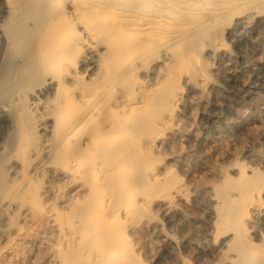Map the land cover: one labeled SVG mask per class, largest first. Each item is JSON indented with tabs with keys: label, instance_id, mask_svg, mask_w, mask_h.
I'll use <instances>...</instances> for the list:
<instances>
[{
	"label": "rangeland",
	"instance_id": "374dc122",
	"mask_svg": "<svg viewBox=\"0 0 264 264\" xmlns=\"http://www.w3.org/2000/svg\"><path fill=\"white\" fill-rule=\"evenodd\" d=\"M245 3L244 9L227 12L228 16L225 13L218 22L192 36L168 33L161 37V33L152 32L136 34L131 43H125L124 50L130 55L123 66L117 67L110 82L112 91L107 96L114 102L121 94L118 100L123 104L139 103L138 112L127 120L125 128L131 142L139 145L132 148L135 165L125 164L123 181L114 178L107 185L100 175L108 164L97 156L95 147H84L72 161L59 160L56 149H51L54 146L68 151L88 138L85 127L76 126L73 133L65 134V140L72 139V146L63 148L52 137L54 119L62 116L65 122L72 117L82 118L86 109L95 106V121L102 113L98 102L92 101L82 108L74 102L70 108L55 111V81L64 75V69L47 74L42 63L24 67L23 54L28 44L23 42L11 49L6 40L4 31L10 18H19L27 28L34 29L42 26L52 11L39 10L31 0H13L11 5L0 0V161L7 169L1 182L16 177L9 192L0 194V203L10 201L9 207L0 208V264H231L235 255L230 247L232 231L219 223L221 198L217 189L225 181L236 183L242 167L264 172V0ZM28 12L30 16L26 17ZM179 36L182 38L177 40ZM92 46L77 52L72 45L68 46L67 66L84 69L87 61L95 59V53L103 51L96 43ZM32 71L37 75L27 77ZM92 76L83 73L79 82L65 91L61 102L73 90H85L84 84ZM20 95L28 100L27 116L33 128L17 145L22 151L12 154ZM174 98L178 99L175 104ZM134 167H138L137 176ZM135 181L140 185L139 191L134 187ZM88 184L92 189L86 187ZM21 186H25L23 192L19 191ZM228 194H232L233 200L238 198L235 190ZM93 200L95 206L89 205ZM249 208L247 240L264 249V191ZM84 216L92 218L94 225ZM95 216L104 221L96 229L104 231L106 239L101 231L93 232L92 227H98ZM86 223L90 225L86 227ZM84 228L88 230L85 238ZM80 245L82 250L78 249ZM105 250L110 255L102 254ZM70 259H75V263Z\"/></svg>",
	"mask_w": 264,
	"mask_h": 264
},
{
	"label": "bare ground",
	"instance_id": "6f19581e",
	"mask_svg": "<svg viewBox=\"0 0 264 264\" xmlns=\"http://www.w3.org/2000/svg\"><path fill=\"white\" fill-rule=\"evenodd\" d=\"M31 1L33 3H35L36 5L38 4L37 8H39V10L47 8L50 12L52 11L51 13H53V14L51 17H49L45 20V22L42 26H39V28H34V29L27 28L26 25L24 23H22V20H20L19 18L18 19H15L13 17L10 18L9 22H8L9 24H7L8 26L5 28V31H4L5 36H6V40H7L8 44L10 45V48L12 49L13 47H19V45H21L23 42H26L28 44L26 49H25V53L23 54V61H24L23 65H24V67H26V66L32 67L33 65H35L37 63H42L44 65L43 70L47 74H51V72L53 70L56 72L57 71L61 72L60 70L64 69V71H65L64 75L56 77V81H55L56 82L55 91H56V97H57L55 99L57 102V104L54 108L55 111H60L61 108H63V109L70 108L74 102L76 104H79V106L82 108V105H83V107H85V105L89 104L92 101L95 102V100H96V102H98L99 106L102 109L101 115L95 121L93 120V118L95 117L94 115L96 114L95 112H93V111H95V109H93V108H95V106L88 108L89 110L86 109L84 111L85 116H82V118L72 117V118H69L67 121L64 122L62 120V116H57L54 119L53 135H52L53 139L58 140L57 144H62L61 146L63 148L71 147L72 144L70 142L72 139L71 140L70 139L65 140V137L67 136V135L65 136V134L73 133V130L76 128V126H78V127L82 126V128L85 127V129L84 128L83 129L87 131L88 138H83L82 140H80L78 142V144L73 146L68 151L57 150V148H53L54 146L51 149H53V150L56 149L55 155L59 160L69 159L72 161L75 157H77L78 155L81 154L84 147H95L96 148L95 153L97 154V156H100L102 158V160L105 159L104 162L108 164L107 165L108 169H105L103 172H101V175H100L101 176L100 178L104 182H106L107 185H108V183H111V181L114 178L115 179L118 178V180L123 181L124 177L126 176L125 164L126 163H127L126 165L129 164L130 167L133 164L135 165L134 160L136 159V157L134 156L132 148L135 147L136 145L137 146L139 145V142H133L134 140H132L133 143L131 142V140L129 139L130 133H128L125 129L126 125L128 124L127 120H129V118H131V116H134V114L138 112L139 106H137V104H139V103L137 101H135L132 103V105H125L122 103L121 100H118L119 97L121 98V94H119V96L117 95L116 99L114 98V102H112L109 99V97L107 96V92L111 88L110 82L114 79L113 77L116 75V72H117L116 70L118 69L117 67L123 66V64L125 63V59L128 57V55H130L127 53V51L124 50L125 43L126 42L131 43L132 40H134V37L136 34H144V33H152V32H156L158 35H160V33H161V37L168 36L167 35L168 33H173L174 35H178V34L182 33L184 35L186 34V36H192V35H194V33L199 32L202 29L205 30L207 27H209V25L211 26V24L213 25V23L218 22V19L221 16L225 15V13H227V12L229 13L231 11L233 13L234 12L236 13L237 9L243 8V6L245 7L247 4V3H245L246 0H31ZM12 2H13V0H7L8 5L9 4L11 5ZM253 4H255V3H253ZM253 4H250V6ZM247 6L249 7V4ZM60 7H63V10H61ZM248 7H247V9H248ZM240 10H238V11H240ZM228 13H227V16L229 15ZM25 16L26 17L30 16L29 12ZM227 16H225V17H227ZM222 21H223V18H222ZM205 36H203V37H205ZM181 38L179 36V38H176V39L178 40ZM176 39H174V41H176ZM139 40H140V38H139ZM210 40H211V38H210ZM193 42H194V40H193ZM93 43H96V45L102 46L103 51H99L98 54L95 53V55H96L95 59L91 60V61H87L84 65V69L76 70V68H71V67L67 66V63L69 62L70 58L69 59L66 58L65 50L68 48V46L72 45L75 48L74 52H77L80 50L84 51V50L92 49ZM172 43H174V42L172 41ZM191 43H192V40H191ZM169 44H167L166 46H168ZM217 45L219 46L218 43L216 44V47H218ZM192 46H194V45H192ZM192 48H195V47H192ZM223 48H225V47H223ZM223 48H222V50H223ZM199 53H198V55H199ZM72 56H74V55H72ZM84 58H86V57H84ZM163 58L166 59L165 57H163ZM192 58H194V57H192ZM130 64H131V62H130ZM131 65H133V64H131ZM163 68H165V67H163ZM78 69H79V67H78ZM93 71L95 72L94 74H93ZM126 72L127 71L122 73V75L125 76ZM83 73H88L90 75H93L91 78H88V82H86L84 84V86L86 87L85 90H83V89H79L77 91L73 90L72 92H70L71 93L70 95L66 94V97H64L63 101L61 102V98L65 94V91L72 89L74 86V83L79 82L80 77ZM35 75H37V73L35 71H32V72L28 73L27 77L31 76V78H34ZM141 75H143V74L141 73ZM206 76H207V74H206ZM18 77L20 78L21 75H19ZM157 78H158V76H157ZM199 79L200 78H198V80ZM114 81H116V80H114ZM0 82H1V80H0ZM191 82H193V80ZM25 85H27V84H25ZM181 85H183V84H181ZM44 89H42V90H44ZM14 91H17V89H15ZM111 91L112 90H110V92ZM132 92H135L134 88L132 89ZM119 93H121V92H119ZM177 95H179V94H177ZM181 96L179 95L180 98H181ZM163 98H165V97H163ZM18 100L19 101H18V106H17V112L19 115H18V117L15 118V125L17 127V134H16V136L14 135L15 139L12 142V146L10 147V148H12L11 149L12 154L15 152L19 153L20 151H22V150L17 148V145L23 141L24 137H26V135L28 133L32 132V128H33V126H32L33 123L31 121V119H29V117L27 116L28 109H29L28 100L23 95H20ZM177 101H178V99L174 98L172 103L175 104ZM47 106H48V103H47ZM125 108H128V110ZM140 112H142V110ZM144 115H145V112H144ZM21 116H25V118L22 119ZM67 116H68V114H67ZM166 119H167V117H166ZM141 121H143V120H141ZM41 122H43V121H41ZM60 125H64V126H60ZM41 126H42V123H41ZM127 127H128V125H127ZM169 128H171V127H169ZM173 128H175V127H173ZM132 130L134 131V129H132ZM129 132H132V131L130 130ZM134 133H135V131H134ZM44 136H45V134H44ZM77 136H79V135H77ZM75 138H76V136H75ZM27 143H26V145H27ZM150 144H152V143H150ZM23 145H24V147H27L24 143H23ZM24 147H22V148H24ZM41 148H43V147H41ZM47 153H48V151H47ZM5 156H6V154H5ZM48 157H49V155H48ZM41 158L42 157H40V159ZM259 158H261V157H259ZM84 159H86V158H84ZM87 160L88 159H86V161ZM87 163L90 164L89 162H87ZM44 164H46V163H44ZM69 167H70V165H69ZM136 168H138V167H136ZM136 168L134 167L135 174L137 176L138 171H136ZM90 169L92 172V165H91ZM6 170H7L6 167L3 166L1 164V161H0V194L2 196L6 195L9 192L10 187L16 182L15 176L14 177L9 176L10 178H7L4 182H1L3 177L6 175ZM12 170H14V169H12ZM37 171H39V170H37ZM63 173H65V172L63 171ZM71 173H72V171H71ZM131 173L132 172H130V176L133 177V173L132 174ZM8 174H10V173H8ZM28 174H29V172H28ZM76 174H78V171H76ZM38 175H41V174H38ZM86 175H87V172H86ZM84 176H85V174H84ZM27 177L29 178V176H27ZM19 178H21V177H19ZM28 178H27V180H28ZM87 178H90V175H89V177L87 175ZM92 178H93V175H92ZM133 178L135 179L136 177H133ZM83 179L85 181V178H82V180ZM66 180L68 181V179H66ZM136 180H137V178H136ZM157 180L158 179L156 178L155 179L156 183L158 182ZM76 181H74V182H76ZM63 183H64V181H63ZM101 183L102 182H100V184ZM136 184H138V181L134 184V187H137V188L140 187V185L137 186ZM88 186H89V184L86 187H88ZM24 187L25 186H21V188H19V187H17V188H19L20 192H23ZM76 188H78V187H76ZM88 188L92 189L91 186H89ZM88 188H86V189H88ZM58 189H60V188H58ZM99 189L101 190V188L97 187V190H99ZM139 189L140 188H138V191H139ZM54 190H56V189H54ZM231 190H235L237 192V194H238L237 199L233 200L231 198L232 194L231 195L228 194V192H230ZM86 191L88 192V190H86ZM263 191H264V172H261V171L259 172V171L255 170V168L254 169H246L243 167L241 168V171L239 173V178H238V181L236 183H231L229 181H225L223 183L222 187L217 189V193L219 194V196L221 198V200H220L221 204L218 205L219 206V208H218L219 223L223 229H229L232 231V238L230 240L231 241L230 247L235 252V255L232 256L234 258L232 259L231 264H264V249H263V247L262 246H255V245L251 244L250 241L247 240L248 236H247V229H246V224H247V222L250 221V220L248 221L246 219L247 213L250 209L249 207H251V205L258 199L259 195H261V193H263ZM57 192H59V191L57 190ZM39 193H41V192L39 191ZM90 193H92V192H90ZM101 193L102 192H100V195H102ZM12 194H13V192H12ZM57 194H56V196H57ZM60 194H61V192H60ZM65 194H67V193L65 192ZM70 195H72V194H70ZM141 195H142V193H141ZM72 196H70V197H72ZM82 197H83V195H82ZM9 198L10 197H8V199ZM79 198H80V196H79ZM89 199H92V196H91V198H88V200ZM139 199H141V198H139ZM85 201H86V199H85ZM56 202L58 203V201H56ZM93 202H94V200L92 201V203H89V205H91V204L93 205ZM98 202H100L102 204V200L101 201L98 200ZM164 203H165V201H164ZM216 203H218V202H216ZM9 204H10V201L1 202L0 208L1 207L3 208L4 206L9 207ZM27 204H28V202H27ZM67 204H66V207H67ZM156 204H157V202H156ZM55 205L56 204H54V206ZM86 205H88V203H86ZM89 205L87 206V208L89 207ZM104 205H106V204H104ZM84 206H85V204H84ZM93 206H95V205H93ZM100 207H101V205H99V208ZM89 209H91V207ZM84 210L85 209H83V211ZM253 211H255V210H253ZM256 211H258V208ZM84 212H82L83 215H84ZM99 212L101 213L100 215H102L103 210H101ZM88 213L90 214V212H88ZM92 214L93 213H91V215ZM248 214H250V213H248ZM91 215H89V216H91ZM89 216H84V217H87L90 220V224L94 225L91 222L92 218H90ZM9 217H10V215H9ZM95 219L98 220L97 223L94 222L95 224H97L98 227H95V226L92 227V228H94L93 232H96V230L98 231V229H96V228H99V227L101 228L102 223H104V221L100 220V218L98 219L96 216H95ZM100 221H102V223ZM215 222H217V221H215ZM83 223H84V220H83ZM90 224L86 223L85 226L87 227V225H90ZM212 226H213V224H212ZM82 227H84V226L82 225ZM250 227H247V228H250ZM219 229H221V228H219ZM85 230H87V229H85ZM114 230H115V228H114ZM114 230H113V232H114ZM99 231H101V230L99 229ZM121 231H120V233H121ZM251 231L252 230H250V232ZM113 232L112 233L110 232L111 236H113ZM117 233H118V231H117ZM80 234L82 235L83 232ZM86 234L88 235V230L85 233L84 238L86 237ZM101 234H104V231ZM94 235H95V233H94ZM229 235H231V234L229 233ZM104 236H107V235L104 234L102 237L103 239L104 238L106 239V237H104ZM111 236H109V237L111 238ZM117 236L118 235H115V238L117 239L116 241H118V239H119V237H117ZM91 237H93V235H91ZM84 238H83V240H84ZM115 238H113V239H115ZM250 239H251V237H250ZM83 240L81 239V241L78 242L77 245L79 243L81 244V242ZM107 244H109L108 240H107ZM89 245H90V243H89ZM98 246L100 247V245H98ZM116 247H117V245H116ZM78 249H81V245H80V248H78ZM108 251L109 250H107V251L105 250V251H103L102 254H107ZM73 253L70 255L72 256ZM80 253H81V251H80ZM74 255H77V253H75ZM107 255H110V254H107ZM223 255L224 254H222L221 257ZM80 256H83V255H80ZM86 256H88L87 253H86ZM86 256H85V258H86ZM69 258H70V256H69ZM75 259L77 261V258H75ZM75 259H73V260L70 259V260H72L74 262ZM86 263H87V260H86ZM227 263H229V262H227Z\"/></svg>",
	"mask_w": 264,
	"mask_h": 264
}]
</instances>
